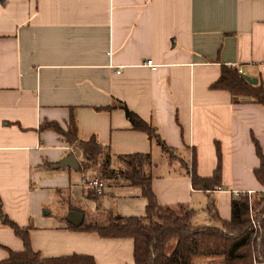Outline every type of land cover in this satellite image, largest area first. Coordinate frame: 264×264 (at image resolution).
Instances as JSON below:
<instances>
[{
	"label": "crops",
	"instance_id": "0c3cea01",
	"mask_svg": "<svg viewBox=\"0 0 264 264\" xmlns=\"http://www.w3.org/2000/svg\"><path fill=\"white\" fill-rule=\"evenodd\" d=\"M224 67L264 87V0H0V262L23 249L7 218L32 225L42 258L134 264L132 239L66 225L73 209L141 217L146 200L132 187L95 198L79 169H53L79 153L45 123L65 132L74 119L78 138L113 156L150 154L158 204L191 208L193 228L220 227L211 203L228 221L234 192L263 190L254 170L255 142L264 157V105L212 89ZM121 105L154 127L174 159L131 129ZM193 162L200 178L219 165L221 188L193 190ZM56 205L68 211L55 222L43 206Z\"/></svg>",
	"mask_w": 264,
	"mask_h": 264
},
{
	"label": "trees",
	"instance_id": "16d2710c",
	"mask_svg": "<svg viewBox=\"0 0 264 264\" xmlns=\"http://www.w3.org/2000/svg\"><path fill=\"white\" fill-rule=\"evenodd\" d=\"M212 89L228 91L235 101L248 98L264 105L262 83L259 81L252 85L232 68L222 69ZM121 109L132 130L145 133L162 152L174 159L171 149L151 124L144 122L125 105H121ZM47 127L58 131L63 141L78 151L79 171L87 178L98 179L104 188H136L146 200L145 214L141 217H122L111 210L100 208L94 213L73 209L83 215V222L78 227L66 225L67 229L93 233L102 239H132L134 264H264V157L256 142L255 150L260 165L254 170V176L263 190L249 196L246 193L239 194L233 199L228 221L218 218L211 203L207 206L208 213L219 221L220 227L193 228L190 225L194 213L191 208L182 205L172 208L158 204L152 191L150 154L113 156L108 147L101 146L95 138L91 137L87 141L78 138L74 119L70 120L65 132L55 124L41 125L42 129ZM180 164L186 167L183 162ZM194 166L193 162L190 173L193 190L206 192L221 188L219 165L210 178H200ZM90 191L93 197H99ZM4 227L10 229L22 242L23 249L20 252L8 250V257L0 264H96L91 256L86 255L42 258L30 245L29 227L20 228L7 218ZM171 244L174 247L168 252Z\"/></svg>",
	"mask_w": 264,
	"mask_h": 264
},
{
	"label": "water",
	"instance_id": "95a60500",
	"mask_svg": "<svg viewBox=\"0 0 264 264\" xmlns=\"http://www.w3.org/2000/svg\"><path fill=\"white\" fill-rule=\"evenodd\" d=\"M245 80L252 85H256L258 82L256 79H251L249 77H245ZM52 168L53 169L70 168L73 170H78L79 162L75 156L69 155V156L64 157L57 165L52 166ZM74 212L75 211H72L70 214L71 216L69 219V223L74 227H78L83 222V215L81 213L76 214Z\"/></svg>",
	"mask_w": 264,
	"mask_h": 264
},
{
	"label": "built area",
	"instance_id": "2783aa9c",
	"mask_svg": "<svg viewBox=\"0 0 264 264\" xmlns=\"http://www.w3.org/2000/svg\"><path fill=\"white\" fill-rule=\"evenodd\" d=\"M145 66L150 68L152 71H155L157 69V65H154L151 60H147L145 63ZM241 74V71L238 72ZM83 186H86L88 189L92 190L95 195H102L104 192V184L100 182L96 178H85L81 181ZM239 194L237 192H234V196H238ZM248 196L250 194H247Z\"/></svg>",
	"mask_w": 264,
	"mask_h": 264
},
{
	"label": "rangeland",
	"instance_id": "374dc122",
	"mask_svg": "<svg viewBox=\"0 0 264 264\" xmlns=\"http://www.w3.org/2000/svg\"><path fill=\"white\" fill-rule=\"evenodd\" d=\"M171 156H173L172 152H171ZM174 157V156H173ZM44 208V213L47 212L49 213V218H53V220L56 222L57 219H60V217L62 215H64L65 213H67L68 211V206H43ZM179 215H182V213H178ZM64 219V218H63ZM50 220V219H49ZM30 226H28L30 228V230L32 229V225L29 224ZM173 246V245H172ZM171 246V248H172ZM168 248H170V246H168ZM168 251V249H167ZM170 252V250L168 251Z\"/></svg>",
	"mask_w": 264,
	"mask_h": 264
}]
</instances>
